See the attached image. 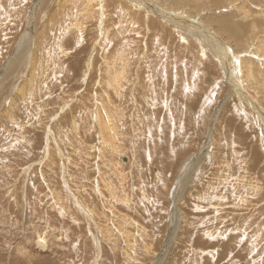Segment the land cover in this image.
<instances>
[{
	"label": "rangeland",
	"instance_id": "374dc122",
	"mask_svg": "<svg viewBox=\"0 0 264 264\" xmlns=\"http://www.w3.org/2000/svg\"><path fill=\"white\" fill-rule=\"evenodd\" d=\"M36 1L0 0V264H264V118L235 88H264V0H151L132 14L106 0L107 37L85 19L92 0H67L51 23L58 0ZM158 4L193 7L185 30L215 19L228 49L197 28L215 49L202 51ZM230 17L242 49L215 31Z\"/></svg>",
	"mask_w": 264,
	"mask_h": 264
},
{
	"label": "bare ground",
	"instance_id": "6f19581e",
	"mask_svg": "<svg viewBox=\"0 0 264 264\" xmlns=\"http://www.w3.org/2000/svg\"><path fill=\"white\" fill-rule=\"evenodd\" d=\"M23 1V0H22ZM66 1L67 0H58V2H57V5H54L55 7H50V9H52V13H50V18H47V21H48V23H51L53 20H54V18H55V14H56V12H58L59 14H61V12H63V11H65L66 10V7H65V3H66ZM139 1H141V0H139ZM152 1H154V0H152ZM157 1V0H156ZM155 1V3H160V2H156ZM162 1V0H161ZM164 1V0H163ZM172 0H169V2H171ZM142 2H143V4H142ZM142 2H140V3H137V0H120V4H119V6H125V8H126V11L124 10V12L123 13H126V14H132V11H131V7L132 6H137L138 8H143V9H146L148 6H150L149 4L151 3V0H142ZM36 3V7H38L39 9L41 8V6H42V0H39V1H36L35 2ZM34 3V4H35ZM47 3H48V5H47V7L46 8H48L49 7V5H50V0H47ZM106 0H92L91 2H90V4L88 5L89 6V9H91V12L89 13V16H87L85 19H93V18H91V15H96V17L94 18L95 20H97L98 22H96L97 23V32H98V35L99 36H101V37H107V35H106V33H108V29L106 28V19H105V17H103V13H106V8L108 7V6H106ZM153 3V2H152ZM152 3H151V5H152ZM154 3V5H156ZM164 3H165V5H167L166 3V1H164ZM163 2H162V4H164ZM10 4V3H9ZM15 5V4H14ZM108 5V4H107ZM159 5V4H158ZM165 5H163V6H160L159 8H160V10H161V13H162V16H163V18L165 19V20H167L168 22H169V24L171 25V27L173 28V30L176 32V33H182V32H186V31H188L189 33H191L194 37H195V40L197 41V43H198V45H200L201 47H202V51H209L210 53L213 51V50H215V49H217V47L219 46L220 48H224V47H226L227 49H228V47H229V43L227 42V41H224V40H222V37L219 35H214V34H212V31L210 32L208 29H212L211 28V26H212V24L214 23V17H213V22H212V24H211V22L209 21L210 20V18L209 17H206V22L208 21V25L207 24H205L204 22L205 21H203L202 20V17H201V20L202 21H199L200 19V17L198 18L199 20H198V23L199 24H201V26H198V27H193V28H190V29H184L183 27H182V22L180 21V19H181V16L183 15V14H187V15H190L191 16V11H192V9H194L193 7H191L190 8V6H189V8H187V10H185V11H187V12H185V13H180L178 10H177V8H176V6H171V9L170 10H168V8H166L165 7ZM170 5V4H169ZM231 5H233V4H231ZM236 5H238V4H236ZM262 5V4H261ZM92 6H94L93 7V9H92ZM259 7H260V5H258ZM110 7V6H109ZM108 7V8H109ZM46 8H44L45 10H43L42 12H44L45 14L44 15H41V18H44V17H48L49 15L47 14V10H46ZM212 8V7H211ZM211 8H210V10H211ZM216 8V7H215ZM242 9H243V7H241ZM248 8V7H247ZM127 9H129V10H127ZM231 9V8H230ZM16 10V9H15ZM206 10H207V8H206ZM205 10V11H206ZM220 10V9H219ZM237 11H238V8L236 9ZM241 10V9H240ZM239 10V11H240ZM247 10H249V9H247ZM253 10H254V8H253ZM255 10H257L256 8H255ZM263 10V9H262ZM226 11H228V10H226ZM230 11V10H229ZM242 12H243V10H241ZM249 11H251V10H249ZM258 11V10H257ZM256 11V12H257ZM32 12V11H31ZM217 12V11H216ZM222 12H224V10L223 11H221L220 13H222ZM255 12V11H254ZM262 12V11H261ZM264 12V11H263ZM33 13V12H32ZM193 13H195V11L193 12ZM202 13L203 12H201V15H202ZM211 13V12H210ZM219 13V14H220ZM244 13V12H243ZM196 14V13H195ZM205 14H206V12H205ZM208 14V13H207ZM215 14H217V13H215ZM218 14V17L220 16ZM234 14V13H233ZM237 14V13H236ZM246 14V13H245ZM256 14V13H255ZM264 14V13H263ZM28 15V14H27ZM33 15H34V13L33 14H30V15H28V17H26V22H28L29 24H32V21H33ZM198 15V14H197ZM210 15V14H209ZM224 15H225V13H224ZM122 16V15H121ZM203 17H204V20H205V15H202ZM233 16V15H232ZM193 17V16H192ZM197 17V16H196ZM195 17V18H196ZM216 17V16H215ZM225 18H226V16H224ZM112 18H114V17H112ZM212 18V17H211ZM228 19H229V17H227ZM38 19H39V17L37 16H35L34 15V22L33 23H35V22H37L38 21ZM84 19V20H85ZM115 19V18H114ZM218 19V18H217ZM228 19H224V18H222V21L220 22L219 20V23H217L216 24V28H215V31H216V29H218V28H221V29H223V31L225 30L226 32H224V34L227 36V37H230L231 39H232V42L234 43V47L236 48L237 46L239 47V49H242L241 48V46H242V44L244 43L242 40H245V39H239V36L241 35L240 34V30L238 31L237 30V28H238V25H237V28L232 24V21L234 20H232L231 19V17H230V20H228ZM237 19V18H236ZM235 19V20H236ZM46 20V19H45ZM111 20V19H110ZM232 20V21H231ZM235 20H234V22H235ZM239 20V19H238ZM46 21V22H47ZM112 21V20H111ZM237 21V20H236ZM216 22V21H215ZM41 23V22H40ZM236 23H239V22H236ZM241 23V22H240ZM240 23H239V26H240ZM42 24H47V23H43L42 22ZM215 24V23H214ZM77 25V27H83V25H78V24H76ZM262 25H263V23H262ZM48 27H49V29H51V30H54V28L55 27H58L57 25H55L54 26V24L51 26V25H48ZM60 27V26H59ZM77 27H76V29H77ZM212 27H214V26H212ZM261 27V26H260ZM197 28H200L199 30L200 31H202L201 29H203V30H205V35L206 34H208L209 33V35H210V33H211V35H210V37H211V39L212 40H214L215 41V43H213L212 42V44H215V46H216V48L215 49H213V47H211L212 45L210 44V43H207V42H205L202 38H205V36L204 37H201L200 36V34L197 32ZM243 28V27H242ZM70 29V28H69ZM178 29H181V30H178ZM262 29V28H261ZM34 30L35 29H33V30H31V29H29V28H24V32L26 33V34H33V32H34ZM59 31H61L62 29H58ZM85 30V29H84ZM184 30V31H183ZM242 30H245V27L242 29ZM68 31V30H67ZM261 30H259V32H260ZM262 31H263V29H262ZM55 32H57V31H55ZM63 32V31H62ZM62 32H59V33H57V35H56V39L58 40L59 38L61 39V37H60V35H61V33ZM110 32V31H109ZM201 33H204V32H201ZM218 33H221V30H220V32H218ZM53 33H51V35H52ZM223 34V33H222ZM256 34H257V32H256ZM67 35V34H66ZM209 35L207 36V37H209ZM178 36V35H177ZM223 36V35H222ZM64 37V36H63ZM179 37L180 38H182V36H180L179 35ZM206 37V38H207ZM209 37V38H210ZM256 37V36H255ZM230 38H227V39H230ZM248 38V37H247ZM100 39V38H99ZM99 39H97L98 41H99ZM192 39V38H191ZM96 40V41H97ZM206 40H208V38L206 39ZM97 41V42H98ZM209 41V40H208ZM231 41V40H230ZM229 41V42H230ZM257 41H259V40H257ZM58 42H59V40H58ZM248 42V41H247ZM246 41H245V43H247ZM248 43H250V42H248ZM254 43H255V41H254ZM28 44H31V41H30V39L28 40ZM100 44V43H99ZM101 45V44H100ZM105 45H107V44H105ZM105 45H103L102 47H100L99 49H102ZM204 45H206L205 47H208L207 49L208 50H206V48H204ZM252 45V44H251ZM232 46V47H233ZM255 46V45H254ZM252 47V46H251ZM258 47V46H257ZM105 48V47H104ZM260 48V47H259ZM225 49V48H224ZM224 49H223V51H224ZM233 49V48H232ZM250 49V48H249ZM255 49V48H254ZM253 49V50H254ZM220 50V49H219ZM226 50V49H225ZM233 50H235V49H233ZM233 50H232V52H233ZM257 51V53L259 52L258 51V49H256ZM94 51H96V48L94 49ZM218 51V50H217ZM255 51V50H254ZM253 51V53L254 54H256L255 52ZM104 52V51H103ZM229 52V51H228ZM249 52V51H248ZM214 53V52H213ZM212 53V54H213ZM225 53V52H224ZM211 54V55H212ZM216 54V53H215ZM229 54V53H228ZM228 54H226V55H228ZM248 54V53H247ZM251 53H249V55H250ZM259 54V53H258ZM230 55V54H229ZM251 55H253V54H251ZM250 55V56H251ZM260 56V55H259ZM91 57V56H90ZM104 57V56H103ZM122 57V56H121ZM255 57V56H254ZM253 56H252V59L254 58ZM262 57V56H261ZM102 59V58H101ZM100 59V60H101ZM122 59V58H121ZM220 59V58H219ZM263 61H264V59L263 58H261ZM106 59H104L103 58V61H105ZM125 60V59H124ZM226 60V59H225ZM241 60H243V59H241ZM122 61V60H121ZM263 61H261V63H258V66L261 68V70L258 72L259 73V75H260V77H262V71H263V66H264V62ZM90 62L91 61H88V63H87V65H86V68L87 69H91L90 68ZM125 63V62H124ZM222 64H223V62H222ZM41 67V66H40ZM107 67V64H104V68H106ZM223 67V69L224 70H226V67L225 66H222ZM118 68V70H125V68L123 69L122 68V66L120 67H117ZM229 70H231V69H229ZM50 71V73L53 75V77H54V75H56V72L54 71V69H48V68H46V69H44V74L46 75L48 72ZM88 71V70H87ZM228 71V70H227ZM229 72V71H228ZM245 72H247V71H245ZM42 74V71H40V70H36L35 72H34V75L36 76V79H37V81L39 82L38 84H37V86H35V90H36V93L37 94H43V92L45 93V91H46V89H47V82L50 80V78H49V80H46V77H44V76H42L41 75ZM229 74V73H228ZM229 76V75H228ZM232 76V75H231ZM242 76H246V75H243L242 74ZM49 77V76H48ZM52 77V79H54ZM97 82L96 83H98V81L100 82L99 84H101V81H100V78H99V76L97 77ZM240 79V78H239ZM245 79V78H244ZM57 80V77L55 78V80L54 81H56ZM241 80V79H240ZM84 81V80H83ZM234 81V80H233ZM259 81V80H258ZM50 82V81H49ZM52 82V81H51ZM85 82V81H84ZM236 82H238L237 80H236ZM241 82V81H240ZM242 84H239V86H235V88H236V91L238 92V93H240V97L241 96H244L243 94H244V92L246 93V96H247V100H246V102H247V104H248V106L251 108V110L255 113V115H257V117H258V115L260 116V117H262V118H264V108L262 109V105H261V100H260V98H261V95H262V91L264 90V88H263V90H260V91H258V99H256L255 98V96L254 95H251L250 96V93L247 91L249 88L248 87H246V85H244L245 83H247V82H244L243 83V81L241 82ZM52 83H50V85H51ZM237 84V85H238ZM248 85H250V83H248ZM49 86V85H48ZM231 86H232V84H231ZM233 87V86H232ZM249 87H251V86H249ZM258 87H264V76H263V78H262V80L261 81H259V83H258ZM252 88V87H251ZM254 89H256V88H254ZM48 90V89H47ZM250 90V89H249ZM251 92H252V94H254L255 93V90H254V92H253V90H250ZM49 92V91H48ZM119 92V91H118ZM117 92V93H118ZM46 93H47V91H46ZM252 115H253V113H252ZM254 116V115H253ZM37 118V116L35 117V119ZM254 118H256V117H254ZM38 119V118H37ZM40 120V119H39ZM39 120H38V122H39ZM102 121H104L103 123H101V121H100V124H99V126H100V128H101V132H103L104 134H109V133H111L112 131H110V129H109V123L106 121V120H102ZM37 122V121H36ZM260 122V121H259ZM264 122V121H263ZM263 122H262V124H263ZM99 123V122H98ZM35 124V123H34ZM111 124V123H110ZM39 125V124H38ZM37 125V126H38ZM263 127H264V125H262ZM112 127V126H111ZM113 128V127H112ZM113 130V129H112ZM46 138L48 139V137H49V130H47L46 129ZM100 134V133H99ZM118 165V164H117ZM48 175V174H47ZM52 176V175H51ZM52 178V177H51ZM53 184V183H52ZM47 187H49L48 185H46ZM53 186V185H52ZM51 186V187H52ZM46 187V188H47ZM53 189V188H52ZM52 189H50L49 191H51ZM54 190V189H53ZM52 190V191H53ZM52 194H54L53 192L51 193V195ZM209 199H211V198H209ZM117 213V212H116ZM125 215V214H124ZM116 216V215H115ZM253 216V215H252ZM125 217V216H124ZM123 217V218H124ZM127 217V216H126ZM125 217V218H126ZM176 217V216H175ZM117 218V217H116ZM119 218V217H118ZM121 219V218H120ZM178 219V218H177ZM116 220V219H115ZM119 220V219H118ZM127 220V219H126ZM179 220V219H178ZM125 221V220H124ZM130 221V220H129ZM123 222V221H122ZM176 222V221H175ZM113 225V224H112ZM113 227V226H112ZM132 227V226H131ZM98 228V227H97ZM110 228V227H109ZM109 228H107V229H109ZM118 228H119V224H118ZM133 229V228H132ZM95 237L97 236V235H94ZM117 236V235H116ZM39 238L37 239V244L38 245H40L41 247H44L45 246V244H46V240L43 238V237H41V236H38ZM98 237V236H97ZM102 237V236H101ZM172 237H173V235H172ZM172 239V238H171ZM133 240H134V238H133ZM128 242V241H127ZM126 244V243H125ZM256 248V247H255Z\"/></svg>",
	"mask_w": 264,
	"mask_h": 264
}]
</instances>
